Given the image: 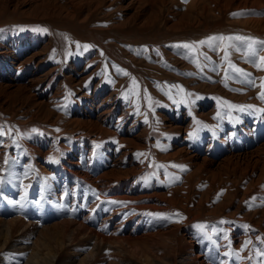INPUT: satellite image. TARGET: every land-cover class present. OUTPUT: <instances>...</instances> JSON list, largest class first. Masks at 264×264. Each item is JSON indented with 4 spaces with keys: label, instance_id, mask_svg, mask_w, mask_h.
<instances>
[{
    "label": "rangeland",
    "instance_id": "374dc122",
    "mask_svg": "<svg viewBox=\"0 0 264 264\" xmlns=\"http://www.w3.org/2000/svg\"><path fill=\"white\" fill-rule=\"evenodd\" d=\"M129 1L0 0V60L3 54L12 55L13 51V59H16L12 63L0 61V81L9 78L20 81L25 74L34 72L37 74L33 78L43 77L31 88L30 84L20 88L9 80L11 84L6 81L0 84V164L3 163L0 181L4 182L10 162L17 158H34L42 165L37 168L43 180H54L51 177L56 175L58 184H66L68 180L69 188L54 204L51 199L43 198L44 206L56 213H45L42 219L18 217L49 227L58 226L59 221L66 219L84 220L87 226L102 228L101 220L110 214L109 207L98 201L90 208L97 194L89 187L84 189L85 184H71L70 178L57 175L54 166L59 160L76 161V149L85 140L95 148L107 142L112 144L113 150L118 146L120 153L124 151L119 161L135 159L139 167L128 180L117 178L112 184L127 187L128 182H134L135 190L129 195L137 194L138 198L111 201L125 208V216L127 212L142 214L150 224H156L151 232L175 224L176 236H172L175 246L170 251L175 254V264L178 261L175 252L185 243L183 236L193 235L195 252H198L201 249L197 241L205 243L207 248L215 235L230 237V231L236 229L246 230L250 235L244 237L240 247H229L225 251L228 263L264 264V184L254 186V175H243L237 168L222 170L214 180L203 171L194 175V169L179 153L185 141L190 142L200 135L205 140L217 138L223 123L227 124V129H232L229 122L238 124L244 116H249L248 130L253 132L240 138L245 144L250 138L247 151L264 142V134L258 138V128L253 130L252 124L264 117V29L259 22L264 19V0ZM33 53L36 57L29 58ZM94 98L98 103L105 101L106 105L116 103L118 107L134 108L129 118L131 121L139 119L133 134H140L137 140L140 146L126 139L120 145V133L101 135L68 122L69 117H86V111L95 108L91 104H95ZM39 104L43 107H38ZM120 113L118 108L113 124ZM148 120H152L153 125L142 135ZM121 126L126 130L127 127ZM35 138L52 141L55 147L43 157L30 149L29 142ZM236 146H231L225 154L236 152ZM46 149L47 146L41 147L40 151ZM187 150L195 153L191 147ZM175 151L178 153L175 159L166 157ZM201 153L202 157L204 152ZM206 155L214 156L210 152ZM79 164H84V169L86 164L88 166L82 160ZM127 164H121L119 169L130 172ZM261 167L257 166L256 171ZM100 172L89 169L94 177ZM189 174H192L190 181L184 185ZM60 188L62 186L57 188L58 195L62 192ZM4 190L0 189L2 195L11 192L6 186ZM153 192L166 193L172 201L180 198L185 201L167 204L160 210L146 209L150 201L158 199L150 195ZM1 201L0 218H13L14 205L11 207L10 202ZM16 212L19 215L18 209ZM115 221L109 229L114 227ZM77 226L72 224V228ZM130 228L126 226L121 235H126ZM14 233L18 235L20 230L15 229L12 236ZM38 234L28 241L30 244L21 242L18 246L23 247L19 251L28 250L26 257L33 251L32 243L38 242L35 238ZM1 235L0 245L4 240ZM135 235H140L139 231ZM145 243L135 247H140L141 253L128 251L125 259L134 264L139 262L138 257L147 255L150 250ZM77 246L62 250L59 258L70 259L73 254L74 261ZM54 248L57 247L53 243H39L40 252ZM204 253L206 262L219 261L214 257L219 256L215 254L218 252ZM19 257L2 252L0 264H24L26 259L23 255ZM56 260L57 257L53 264Z\"/></svg>",
    "mask_w": 264,
    "mask_h": 264
},
{
    "label": "bare ground",
    "instance_id": "6f19581e",
    "mask_svg": "<svg viewBox=\"0 0 264 264\" xmlns=\"http://www.w3.org/2000/svg\"><path fill=\"white\" fill-rule=\"evenodd\" d=\"M129 2L134 3V0H130ZM259 22L262 26V29H264V19L260 20ZM6 54L9 53L7 52ZM6 54H3L4 57L3 59H1L4 60L3 62L12 63V60H16L13 59L15 57L14 51L12 55L10 54L6 55ZM35 55L36 53H33L29 56V58L31 59L35 58L36 57ZM26 61L23 63H26ZM35 74H37V72H34V74H25L24 77H21L23 78V80L20 81H17V79L9 80L10 78L8 80L12 81V83H14L13 85H17L20 88L26 87L28 84H30L29 86L31 88V87H35V82L40 81L43 78L41 76L37 78H33L35 77ZM8 80H3V81H6L5 83H8L9 82ZM3 81H0V84H4ZM112 91H115V89H113ZM93 100L95 101L96 99L94 98ZM91 104L95 105V108L90 107L91 110L88 109L86 111L87 114L86 117L82 119L76 116L69 117L68 122L73 124L77 128H81L82 126H85L87 130L97 132L98 134L101 135L112 134L116 136L117 133H120L122 134L119 135V139H118L120 145L125 139L126 141L127 140L130 141L132 144L136 146L139 145L137 144V140H140V134L137 135L133 134L137 130V127L139 125L138 124L139 119L131 121V119L129 118L134 109L133 107L132 108H126L123 106L118 107L119 105L116 103L106 105L105 101L98 103V100L95 101V104L93 103ZM38 107L42 108L43 105L39 104ZM102 108L104 109L102 110ZM118 108H120L121 113L117 117L116 123L113 124V121L115 119V114ZM47 112H49V110L46 111V115H48ZM263 119L264 118H260L259 121L264 122ZM151 121L148 120V125L147 127L143 128L144 131L142 132V135L146 134V129H149V127L153 125ZM121 125L127 127L126 130H124V128H122ZM259 126L264 127V125L261 122L259 123ZM109 127H112V130H110ZM248 128L249 126L247 125L246 121H244L238 126L235 125L234 127H232V129H228L226 131L223 130L220 131L219 132L220 136L217 138H210L208 140H205L203 139V137H201V135L197 136L199 140L196 141L195 147L191 145V142L185 141L183 144L186 145L180 147L179 153L183 154L184 162H186L190 167L194 169L192 173L194 175L197 172L203 171L206 174H209V176H211L214 180L217 175L220 176L222 174V170H229V168H237L243 171V175H248V174L254 175L252 177L253 183L256 184L254 186H257L258 184L261 183L264 184V142L259 144L258 147H255L252 150L247 151L248 146L251 145V142H249L250 138H247L248 141L246 143L247 147L245 150H242L241 144H245V143L240 141V138L243 137V135L240 133L244 132L247 135H249L250 133ZM261 134H264V131L260 132L258 138L259 136H261ZM87 142L88 141L86 140L81 142L83 144L79 145V148L76 149V155H74L76 161L62 162L61 160H59V163L54 166V169L56 168L55 172L57 175L59 176L62 175L63 177L70 178L69 182H71V184H75V185L80 183L83 185L85 184L84 189L86 187H89V189L91 188L93 190L94 194H97L98 198L97 200L92 202V206H90V208L96 205L98 201L105 203L106 207H109L110 214L105 217H102L103 219L101 220L102 228L105 231H103V229L100 226L94 228L87 226L84 220L78 222L76 220H66V219L63 220L61 218L62 220L59 221L58 223L60 225L57 224L58 226L54 227L53 225L49 227L47 225L44 226L39 225L38 224L39 221H34L33 223H29L23 219H20L19 217L22 218L37 217L38 219H42L44 216L49 214V212L54 213L55 211L53 209L44 206L43 198L51 199V201L54 204L63 195H65V192L68 193L69 188L66 185L68 180L66 182L63 179L64 183L66 182V184L59 185L57 182L56 175L51 177L54 180H43L38 175L39 174L38 169L42 168L41 167L42 165L39 164L38 162H35L33 160L34 158L31 160L29 159L24 160V158L22 159L17 158L16 160H13L12 163L11 162L9 163L8 170L5 171V175L3 174L4 182L3 179L0 181V189L2 190V192L5 191L4 190L5 186L6 189H9L11 191L10 193L6 192L7 193L6 195H2L0 191V212L3 211L1 209V206L3 205L1 199H4V201L7 200V198L10 199L9 201H5V202L6 203L10 202L12 204L11 207H13L14 205V208L16 209L15 211L11 212L12 215H15L13 218L11 219H7L8 217L4 219L0 218V233H2L1 236L4 237V240L0 245V253L2 252L11 253L12 256L18 255L20 256L18 259H21L23 255L24 257L23 259H26L24 261L25 262L24 264H42V263L53 264L54 258L56 257H57L56 260L57 263L55 264H66V262H69L70 264H134L128 259H125L127 257L126 256L127 252L128 251L132 253L134 252L133 254L136 255L137 253L138 254L141 253L139 250L140 247L138 248L135 247L136 245L140 246L139 243L141 242H146L145 244L150 250L147 255L143 256L142 254L143 257L141 256L138 257L140 260L137 263L175 264V254L173 252H170L173 250V246H175L174 239L172 240V236L175 235L174 232L176 230L175 224L171 226L170 225L166 226L161 230L151 232V230L155 228L156 224H152V223L150 224L149 220H147L142 214H133L132 212H127V216H125L126 215L125 208L121 209L119 208L120 206L118 207V205H115L111 201L112 199H116V198L127 199V200L138 198V196H135L137 194L129 195L132 190L133 191L135 190L134 182L129 184V182L127 181L128 182L127 187L121 185H112L113 181L116 180L117 178L119 179L127 178L126 180H128V177L134 174L135 171L139 168L137 166V161L135 159L127 160V162L119 161L118 158L122 157L124 151L120 153V151H118L120 147L118 146L116 149L113 150V147L111 146L112 144L105 142L100 145V148L99 147L95 148L90 144L87 145ZM29 144H30L29 145L30 149H33L38 153L40 152L39 155H43V157H45V154L50 150H52L53 147H55L54 145L55 143H53L52 141H48L45 138H37V139L35 138L34 140L32 139V141H30ZM38 145L41 147L47 146L48 149H46L45 151H40L41 147L38 148ZM233 145H237L236 146L237 151L234 152L233 154L232 153L229 155L225 154L223 157H221V159L217 161L211 158L209 159L206 155L209 152L211 153V155L214 156L220 153H225L227 151H230L229 148ZM187 147H191L192 149H194L195 153H193L190 150L188 151ZM177 151L168 154L166 157L170 159H175L173 157L176 154L178 155ZM202 151L204 152V155L201 157ZM1 156L2 155L0 154V157ZM43 157H40V159L45 160V158ZM81 160L84 162L86 161L88 163V166L87 164L85 165L86 166L85 169L83 166L85 163L83 165L79 164V161ZM126 163H128L127 165L129 167L127 168L128 170H130V172L128 171L126 172V170L121 171L119 169L121 168L120 167L121 164H126ZM259 165L262 167L260 170L256 171L257 169L256 167ZM37 166L39 168H37ZM90 168L98 171L101 170V172L99 173L98 176L95 177L91 176V174H89ZM192 174L186 175V179H184V185H188ZM59 186H62V188H60V191L62 192L58 191L60 192V194L58 195L57 188ZM73 187L76 188L77 186L73 185ZM124 193H127V195H125ZM15 194L17 196H15ZM108 194L111 195L108 196ZM162 194L164 195L162 196ZM150 195L158 196V199H156L155 201H150V203L146 205L145 207L146 209L154 208L160 210L166 208L167 204L176 205V203L178 202L185 201L181 198L179 200L172 201L171 197H168L166 193H161V192L160 193L153 192ZM199 205L200 203L198 202L197 206ZM17 209L19 215H17L16 212ZM127 210H130V207H127ZM263 210L264 209H262V211ZM89 211L91 213V210ZM35 212L37 213L36 216H35ZM45 213L47 214L44 215ZM113 220H116L114 227L112 229H109V227L112 226ZM260 221L262 222L263 219H261ZM72 224L78 225L77 228L76 229L72 228ZM126 226H131V228L129 229L126 235L122 236L121 231ZM15 229L20 230V233L16 235L15 232L14 233L15 236H12V232L15 231ZM39 229L40 231H38ZM232 229H234V227ZM138 231L140 235L136 236L135 234ZM233 231H230L231 232V234L229 235L230 237H225L223 234L215 235L211 239L210 243L207 244V248L205 243H203L202 241H197L199 242V244L198 243L197 244L200 245V249H201L198 252H195L196 243H193L194 242L193 235L190 234L189 238L187 237L184 238L183 236L185 243L178 252L177 251L175 252L177 253L178 256V261L176 264H210L205 260L204 251H206L207 253L218 252L215 254H219V256H214V257L219 258V261L218 262L215 261L213 262V264H227L229 259H227L226 256L224 255L225 251L228 250L229 247H240L244 240V237L250 235L248 234V232L241 231L239 229ZM37 233L39 234L35 238L38 239V242L33 241L34 244L32 243L31 245L34 246L33 251H31L29 256L26 257L28 250L27 252H25L24 250L19 251L20 249H23V247H18V246L20 245L21 242L29 243L28 242L29 240L31 242L32 241L31 238L35 236ZM57 241H59L58 246H57ZM40 242L53 243L54 247L56 246L57 248H54L53 250L49 249L44 252H40L39 249ZM76 242H79L80 244H75ZM72 245L73 246L79 245L77 246L79 248L75 249L73 252V253L76 252L75 253L76 259L74 261L72 260V258L75 257L72 256L73 255L72 254L71 255L72 257L70 256L71 260L70 259L61 260L59 258L61 256L60 255L61 251L62 250L65 251L66 248H69V246ZM81 246H83L84 248H82ZM24 248L26 250L28 246L27 248L26 247ZM207 249L210 252H208ZM77 252L79 253V255L77 254Z\"/></svg>",
    "mask_w": 264,
    "mask_h": 264
},
{
    "label": "crops",
    "instance_id": "0c3cea01",
    "mask_svg": "<svg viewBox=\"0 0 264 264\" xmlns=\"http://www.w3.org/2000/svg\"><path fill=\"white\" fill-rule=\"evenodd\" d=\"M261 61V60H260ZM249 117V116H244L239 122H238V124H236L235 123V121L233 122V121H230L229 123H231L233 126L232 127H234L235 125L236 126H238V125H240L241 123H243L244 121H246V123H247V125L248 126H250L251 125V121L249 120V119H247V118ZM245 118V119H244ZM264 118V117H263ZM264 120V119H263ZM262 123L263 125H264V122H262V121H259V118H258V120L256 119L255 121H253L252 122V124L254 125L253 127H254V129L256 130L257 128H259L258 130H260V131H258V134H257V136L260 134V132H262V131H264V127L263 126H259V123ZM224 124V126H222V129H221V131L223 130V131H226V130H228L227 129V124H225V123H223ZM260 127H261V129H260ZM253 129V130H254ZM252 130V131H253ZM249 133H250V131H249ZM253 132H251L250 134H252ZM240 134H242V135H244V134H246V133H244V132H241ZM249 134V135H250ZM197 140H199V138H195V139H193L192 141H190L191 142V145L192 146H194L195 147V145H196V141ZM194 142V143H193ZM241 146H242V150H245L246 149V147H247V145L246 144H241ZM245 146V147H244ZM226 153V152H225ZM225 153H220V154H218V155H215V156H212V157H209V156H207L208 158H211V159H213V160H215V161H217V160H219V159H217L216 160V158H218L219 156H224V154ZM221 159V158H220ZM215 220H217V219H215ZM214 220V221H215ZM214 221H211L212 223L214 222ZM244 230V229H243ZM244 231H246V230H244ZM228 264V263H227Z\"/></svg>",
    "mask_w": 264,
    "mask_h": 264
},
{
    "label": "snow or ice",
    "instance_id": "6c2138e0",
    "mask_svg": "<svg viewBox=\"0 0 264 264\" xmlns=\"http://www.w3.org/2000/svg\"><path fill=\"white\" fill-rule=\"evenodd\" d=\"M233 15H235V14H233ZM209 39H213V38H209ZM200 43H204V41H201ZM184 47H189V45H184ZM236 71H241L240 69H236ZM262 98H264V97H262Z\"/></svg>",
    "mask_w": 264,
    "mask_h": 264
}]
</instances>
